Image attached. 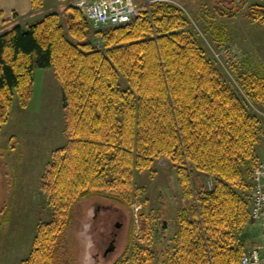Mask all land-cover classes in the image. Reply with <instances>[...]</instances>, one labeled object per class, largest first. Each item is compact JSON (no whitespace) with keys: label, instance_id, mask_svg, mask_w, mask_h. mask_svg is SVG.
I'll use <instances>...</instances> for the list:
<instances>
[{"label":"trees","instance_id":"1","mask_svg":"<svg viewBox=\"0 0 264 264\" xmlns=\"http://www.w3.org/2000/svg\"><path fill=\"white\" fill-rule=\"evenodd\" d=\"M70 3L65 28L52 11L26 27L0 31V126L14 94L27 106L34 69L50 67L67 137L40 179L51 218L37 224L19 264H56L75 203L102 189L143 192L133 184V171L150 168L160 156L176 164L183 191L195 203L179 209L164 264H238L249 245L242 234L250 222L262 132L253 106L264 110V73L232 69L234 84L205 54L173 3L152 4L151 19L143 12L130 22L97 29ZM30 4L42 8L45 0ZM241 16L262 23L264 6L252 4ZM185 163L211 176L212 186L198 181L191 192ZM153 255L148 247H135L111 264H155Z\"/></svg>","mask_w":264,"mask_h":264},{"label":"rangeland","instance_id":"2","mask_svg":"<svg viewBox=\"0 0 264 264\" xmlns=\"http://www.w3.org/2000/svg\"><path fill=\"white\" fill-rule=\"evenodd\" d=\"M70 2L74 0H46L33 16L25 12L19 20L0 18L1 28L5 24V28L16 24L26 27L29 19L52 11L59 13L65 28V8ZM172 3L183 10L205 54L234 84L237 85V78L232 69L241 74L247 70L264 73V21L257 23L241 16L252 4L264 6V0H173ZM217 7L236 15L220 16ZM8 13L4 8L3 16ZM253 109L262 125L256 144L257 160L264 163V110L255 106ZM66 141L57 79L50 67L35 68L27 106L21 107L14 94L9 117L0 126V264H19L29 253L37 224L51 218L40 179L51 153ZM186 163L182 168L187 170ZM176 167L169 158L160 156L150 168L133 171V184L143 192L136 195L135 187L128 192L102 189L100 195L77 201L61 237V253L55 263L111 264L129 255L135 247H148L154 253L153 262L164 264L177 229L179 209L189 210V203L195 204L192 195H185ZM188 172L191 192H195L198 181L207 188L212 186L211 176L192 171L191 167ZM114 196L120 201L113 200ZM263 231L261 224L249 222L242 239L247 245L255 241L264 244Z\"/></svg>","mask_w":264,"mask_h":264},{"label":"built area","instance_id":"3","mask_svg":"<svg viewBox=\"0 0 264 264\" xmlns=\"http://www.w3.org/2000/svg\"><path fill=\"white\" fill-rule=\"evenodd\" d=\"M157 2L172 3L173 0H75L73 6L91 28L97 29L130 22L143 12L150 18V8ZM186 168L189 169L187 164ZM249 218L250 223L264 226V163L261 161L252 174ZM262 236L264 238V231ZM238 264H264V244L255 241L248 245L240 254Z\"/></svg>","mask_w":264,"mask_h":264},{"label":"crops","instance_id":"4","mask_svg":"<svg viewBox=\"0 0 264 264\" xmlns=\"http://www.w3.org/2000/svg\"><path fill=\"white\" fill-rule=\"evenodd\" d=\"M45 2H46V0H45ZM4 8L9 11L7 17L3 16ZM32 11H35V12L31 13ZM25 12L32 14L30 16H33L37 12V8H34L31 6L30 0H0V13H1L0 18H1V21L9 20V19L19 20L20 18H24ZM39 18H41V16L29 19L28 22L31 23V22L39 19ZM28 22H27V24H28ZM6 25L7 24H5V26L3 28H1L2 25L0 23V28H1L0 31L6 29L5 28ZM18 25H20V24H18Z\"/></svg>","mask_w":264,"mask_h":264}]
</instances>
